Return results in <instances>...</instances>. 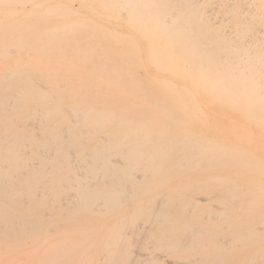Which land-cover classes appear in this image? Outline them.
I'll use <instances>...</instances> for the list:
<instances>
[{
  "label": "bare ground",
  "instance_id": "1",
  "mask_svg": "<svg viewBox=\"0 0 264 264\" xmlns=\"http://www.w3.org/2000/svg\"><path fill=\"white\" fill-rule=\"evenodd\" d=\"M164 256L264 264V0H0V264Z\"/></svg>",
  "mask_w": 264,
  "mask_h": 264
},
{
  "label": "rangeland",
  "instance_id": "2",
  "mask_svg": "<svg viewBox=\"0 0 264 264\" xmlns=\"http://www.w3.org/2000/svg\"><path fill=\"white\" fill-rule=\"evenodd\" d=\"M3 249L5 250V248H3ZM162 262H163V264H183V263L176 261V259H174V258L165 257V256L163 257Z\"/></svg>",
  "mask_w": 264,
  "mask_h": 264
}]
</instances>
